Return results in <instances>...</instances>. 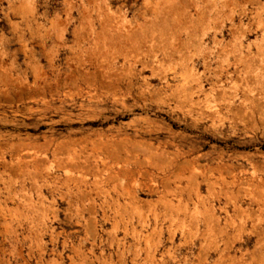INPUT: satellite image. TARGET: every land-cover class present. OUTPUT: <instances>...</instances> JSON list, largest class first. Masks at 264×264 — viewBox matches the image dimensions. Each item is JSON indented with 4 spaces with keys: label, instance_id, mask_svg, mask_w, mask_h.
I'll list each match as a JSON object with an SVG mask.
<instances>
[{
    "label": "rangeland",
    "instance_id": "obj_1",
    "mask_svg": "<svg viewBox=\"0 0 264 264\" xmlns=\"http://www.w3.org/2000/svg\"><path fill=\"white\" fill-rule=\"evenodd\" d=\"M0 264H264V0H0Z\"/></svg>",
    "mask_w": 264,
    "mask_h": 264
},
{
    "label": "bare ground",
    "instance_id": "obj_2",
    "mask_svg": "<svg viewBox=\"0 0 264 264\" xmlns=\"http://www.w3.org/2000/svg\"><path fill=\"white\" fill-rule=\"evenodd\" d=\"M103 17H104V20H103V18H102L101 20L104 21L105 25H107V19H105V16H103ZM101 22H102V21H101ZM101 22H100V23H101ZM103 28H104V27H103ZM102 30H103V29H102ZM79 39H80V38H79ZM82 40H83V39H82ZM75 41H76V40H75ZM80 41H81V40H80ZM80 41L78 40L77 42H80ZM75 43H76V42H75ZM85 47H86V46H85ZM78 52H79V51H78ZM79 55H80V52H79ZM76 57H77V56H76ZM76 57H75V59H76ZM78 57H79V56H78ZM79 58H80V57H79ZM79 58H78V59H79ZM80 59H81V58H80ZM76 61L78 62L77 59H76ZM89 61H90V59H89ZM95 61H97V60L95 59ZM82 62H83V61H82ZM93 62H94V61H93ZM67 63H68V62H67ZM78 63H80V61H79ZM91 63H92V62H91ZM99 64H100V63H98V65H99ZM68 65H69V64H66V68H67V69L69 68ZM76 65H77V63H76ZM76 65H75V66H76ZM78 65H79V64H78ZM78 65H77V66H78ZM81 65H82V64H81ZM92 65H94V64H92ZM146 65H147V64H146ZM96 66H97V65H96ZM96 66H95V67H96ZM147 66H148V65H147ZM70 67H72V66H70ZM78 67H79V66H78ZM99 67H100V65H99ZM101 67H102V66H101ZM101 67H100V68H101ZM144 67H145V66H144ZM96 69H98V68H96ZM78 70H79V68H78ZM78 70H77V72H75V73H78V72L80 71V70H79V71H78ZM93 71H94V70H93ZM96 71H97V70H95L94 72H92V75H93L94 77L97 75V74H96ZM69 72H70V71L68 70V72L64 74V76H63V80H65V78H68V77L70 76V75H69ZM72 73H73V72H72ZM75 73H74V74H75ZM87 73H88V72H87ZM89 73H90V72H89ZM100 74H101V73H100ZM83 75H84V74H83ZM90 75H91V74H89L88 76H90ZM102 75H104L105 77H108V78H109L110 80H112L113 82H114L115 79H116V78H113L114 80L111 79L110 76L107 75V74H103V73H102ZM74 77H75V76H73V74H72V78H74ZM162 77H163V76H162ZM80 78H81V77H80ZM117 79H118V77H117ZM117 79H116V80H117ZM127 83H128V82H127ZM111 85H113V83H112ZM114 86H115V85H114ZM195 87H197V85H196ZM193 88H194V87H193ZM197 88H198V87H197ZM195 89H196V88H195ZM192 90H193V89H192ZM33 182H34V181H32V183H33ZM34 184H35V182H34Z\"/></svg>",
    "mask_w": 264,
    "mask_h": 264
}]
</instances>
